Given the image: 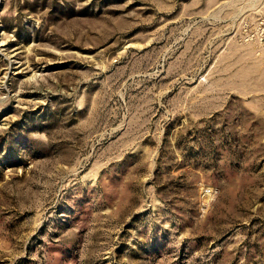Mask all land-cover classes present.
Returning a JSON list of instances; mask_svg holds the SVG:
<instances>
[{
	"label": "rangeland",
	"instance_id": "374dc122",
	"mask_svg": "<svg viewBox=\"0 0 264 264\" xmlns=\"http://www.w3.org/2000/svg\"><path fill=\"white\" fill-rule=\"evenodd\" d=\"M0 264H264V0H0Z\"/></svg>",
	"mask_w": 264,
	"mask_h": 264
}]
</instances>
